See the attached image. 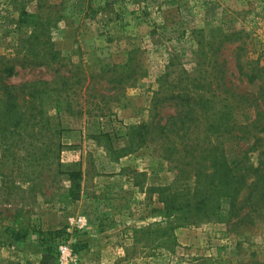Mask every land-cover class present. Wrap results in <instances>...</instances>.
Listing matches in <instances>:
<instances>
[{"label": "rangeland", "instance_id": "obj_1", "mask_svg": "<svg viewBox=\"0 0 264 264\" xmlns=\"http://www.w3.org/2000/svg\"><path fill=\"white\" fill-rule=\"evenodd\" d=\"M49 49L60 52L53 66L18 65L8 82L51 80L57 64L66 74L80 64L89 75L132 56L142 74L117 97L106 81L95 82L89 93L87 83L80 98L87 114L71 130L54 127L45 138L52 139L50 161L34 165L15 136L0 132V264H264V210L230 222L190 221L175 229L176 241L154 225H166L153 211L164 206L162 199L175 193L193 199L196 187L218 182V152L200 171L181 173L179 156L165 154L162 145L150 142L115 158L87 127L97 102L104 112L96 122L107 128L164 122L181 106L170 94L195 77L216 92L214 109H223L225 86L253 97L259 82L240 74L237 58L247 72L264 68V0H0V55H44ZM234 98L239 122L257 114L264 122V101L238 107ZM48 109L55 114L52 105ZM204 121L198 130L206 139ZM259 135L264 138V131ZM126 139H114V147ZM254 139L231 148V156H244ZM28 140L42 144L41 138ZM251 156L256 163L259 155ZM73 169L75 185L68 172ZM209 192L218 196L214 188ZM20 222L31 229L23 241L6 231Z\"/></svg>", "mask_w": 264, "mask_h": 264}, {"label": "trees", "instance_id": "obj_2", "mask_svg": "<svg viewBox=\"0 0 264 264\" xmlns=\"http://www.w3.org/2000/svg\"><path fill=\"white\" fill-rule=\"evenodd\" d=\"M235 35V32L230 34V36ZM59 54L58 50L49 49L44 55L18 54L12 58L0 55V132H4V135L10 138L15 136L16 144L21 143L27 151L25 158L30 157L34 165L43 159L50 161L53 155L52 139L46 142L45 138L53 133L54 127L55 131L59 128L62 132L71 130L74 121L87 114L89 109L83 110L80 103L82 91L87 83L85 92L89 93L95 82L106 81L115 88L112 96L117 97L122 90L134 85L142 74L137 72L132 56L124 64H114L89 75L80 64H74L70 74L62 72V66L57 64L56 77L51 80L8 82L10 77L17 74L18 65L51 67L53 62L60 60ZM237 59L240 74L251 83L259 82V90L253 97L246 92L233 91L232 85L225 86L224 91L227 96L220 106L223 109H214L216 92H210L212 87L195 77L191 79L189 87L170 94V98L178 99L181 106L177 114H171L164 122L161 119L156 122L144 121L133 127L115 122L107 128L96 122L98 115L104 112V106L97 102L98 110L95 112L94 122L91 125L87 124V127H91L90 136L111 149L115 158L125 156L135 148L153 142L155 145H162L165 154L179 156L176 158L180 161L178 167L181 173L191 170L200 171L201 168L206 167V161L218 152L220 171L215 185L211 184L209 189L196 187L193 199L179 193L167 196L162 199L164 206L153 210L166 222L165 226L156 222L154 224L157 225L156 228H160L162 232L170 231L175 241V229L194 223L196 219L211 221L217 218L218 222H230L233 218L243 220L248 217L254 218V214L259 216L263 213L264 138L259 135L260 131H264L263 116L257 114L249 122H239L232 112L231 97H236L234 100L237 101L238 107L245 102H249L247 106H252L264 101V68L254 67L247 72L241 57L238 56ZM154 101L155 105L157 98ZM91 103L95 102L91 101ZM49 105H52L55 114H51ZM203 119L205 120L203 129L207 131L206 139L203 138L205 135L201 136L202 129L198 130ZM28 136L41 138L42 144L37 146L34 142L26 141ZM120 137H127V142L115 148L113 140ZM252 137L255 139L245 148L244 156H231V148L243 147V144ZM60 145L62 144H59V149ZM60 150L58 148L56 150L57 157L61 154ZM253 152L259 155L256 163L252 161ZM75 171L76 169L68 170L73 185L76 184L78 177ZM258 171L262 172L260 176ZM211 188H214L218 196L213 197L209 192ZM225 204L226 209L223 207ZM177 211H183V215L174 216V212ZM193 211L198 212L197 215L191 214ZM30 230V227L22 222L6 226V231L18 241L26 240ZM59 233L61 230L50 231V234Z\"/></svg>", "mask_w": 264, "mask_h": 264}]
</instances>
